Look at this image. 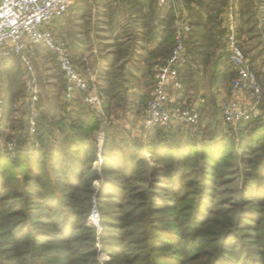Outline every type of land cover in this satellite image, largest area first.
Returning <instances> with one entry per match:
<instances>
[{"label": "trees", "instance_id": "obj_1", "mask_svg": "<svg viewBox=\"0 0 264 264\" xmlns=\"http://www.w3.org/2000/svg\"><path fill=\"white\" fill-rule=\"evenodd\" d=\"M122 83L111 81L104 90L106 109L122 95ZM41 119L38 126L42 134L36 138L42 147L35 153L21 151L14 158L3 156L0 151V264H39L40 240L46 235L33 231L29 227L32 221L37 224H41L40 220L46 221L65 239L63 242L75 244L76 232L87 227L94 204L103 206V224H116L118 231L110 233L115 243H108L114 254L129 252L121 241L139 236L138 244H144L145 237L149 239L143 247L146 249L143 260L146 259L147 264L156 259L171 260L170 245L181 243L173 237L172 224L178 223L180 217L170 213L161 215L156 202L165 204L169 197H164L160 190L174 196L175 202L190 192L196 195L190 220L197 233L201 228L199 222L202 220L205 224L209 218L210 212L207 215L203 209L207 200L209 210L220 206L219 196L226 193L220 189L236 186L237 182L239 201H231V212L243 216V222L236 221L234 225L245 233L240 239L246 235L242 245L233 247L234 233L228 226L224 230L226 238L212 242L215 251H197L196 254V251H175L171 256L180 257H176L173 264H264V117L240 123L232 131L221 123L208 122L207 131L211 134L207 139L200 138L199 146L193 143L190 133L186 134L184 142H178L174 133L156 130L148 143V154L155 162L153 166L138 153L134 144L125 145L126 141H122L123 145L115 150L105 151V143L101 175L94 168L98 160L94 134L100 121L93 113L82 112L78 117L70 114L49 123H42ZM4 126L5 119L3 129ZM54 126L65 132L63 146L48 148L47 139L55 138ZM21 127L22 132L31 137L29 120L23 121ZM124 147L129 154L124 153ZM99 180L100 188L94 189V183ZM191 186L194 189H189ZM228 192L233 195V191ZM34 204H42L44 209H35ZM36 233L43 235L36 237ZM84 233L93 234L88 228ZM195 236H191L192 240ZM163 237L173 242L163 241ZM26 240L28 247L20 250L19 244ZM224 242L228 247H223ZM247 242L253 247L247 248ZM181 246L192 248L185 241Z\"/></svg>", "mask_w": 264, "mask_h": 264}, {"label": "rangeland", "instance_id": "obj_2", "mask_svg": "<svg viewBox=\"0 0 264 264\" xmlns=\"http://www.w3.org/2000/svg\"><path fill=\"white\" fill-rule=\"evenodd\" d=\"M188 2V4L194 7V9L199 8L200 11H204V13L210 14L212 20L215 21V19H217V17L222 13L223 5L225 4L226 0H188ZM256 5L257 11L258 9H260L261 14H264V0H248V2H246V7L248 11L250 10L251 14L255 16V19H259L258 22L255 19H253L252 22L242 21V24L245 25L247 29L250 28L252 25L256 24L255 27H253L256 28L253 33L254 37L258 38H253L254 40L250 42V47L246 46V51L250 53V56H257L255 59L256 63L253 68L258 73L260 80L264 84V16H262L260 13H255V11H253ZM85 7L86 12L88 13L85 12V18L82 20L81 23L87 24L86 26H88L89 24L97 26V23H100V21H97V15L100 9H97L96 7H91L90 5H87ZM239 7L241 8L240 5ZM74 9L75 6L72 7L70 16L68 18L62 21H57L52 25L53 31L60 38L68 42V44L70 43V45H72L76 41V37H78L76 25L80 20L79 17L73 15ZM194 9L191 10L192 13L197 10ZM250 36L252 35H247L248 38H250ZM83 41L88 42L89 45L93 43V40L88 39L86 34L83 35ZM107 42L110 41L106 40V43ZM261 43L263 44L262 50L259 51L260 48L258 47V45H260ZM261 54L262 56H260ZM29 56L33 63L35 75L37 77L38 84L41 90L39 96V109L42 115V123H48V121L55 122L58 119L63 118V116L66 117L68 111H74L69 110L68 107H80V109H82L83 107L85 108V106L80 101L81 99L79 95H76L73 101L71 102L65 100L64 78L61 74V70L53 53H51L45 47L39 45L30 49ZM26 76L27 71L23 67L19 59H12L10 61H3L0 63V86L2 94L1 96L4 99L5 103V126L2 133H0V151H2L3 156H10V154L5 149L7 144L10 142H14L17 145V152L14 158H16V156L19 155L21 151L33 154L36 150L42 147L38 138L28 137L27 135H25L24 132H22L23 130L21 126L23 125V121H27L30 116L29 97L25 88ZM111 81L112 80L109 79L107 81H102L104 90L106 89L105 87H107ZM131 81V83H133L132 87L135 89H141L142 86L149 85V83L151 82V80ZM91 82L96 83L95 81ZM122 82V95L117 98L116 102H114V104H112L109 109L105 108L109 117V123L106 126V130L109 131H105V134L107 133L108 137L106 141L103 142V135H101V138L99 136V142L97 141V146L103 147L106 143L105 151H113L120 144L123 145L122 141H126L125 145L127 143L131 145L134 144L138 153L149 162V165L153 166L155 165V162L148 154V143L151 141V138L154 137V132L145 130L142 125L140 126V122L138 121L139 110L141 106L148 101L146 100L144 102L145 95H147V93H144V97L142 96L144 100H140V98L142 97L138 98L139 96L130 95L128 94V92L126 94L128 84L126 83V81ZM150 91L152 92V88ZM104 101L105 105L107 102V98L104 97ZM136 102H138V104H136ZM74 113L76 114L75 111ZM75 114L74 116H79V114ZM261 117H264L263 111ZM51 118L54 119L51 120ZM208 122H213L214 124L221 123V125H223V127H225L226 129H229V131L235 130V127L226 125L223 122L219 107H217V105H214L213 114L209 115L208 118L207 116H202L200 128H176L170 129L168 131H161H163L164 133H174L173 135L175 136V139L178 140V142H184L186 140V134L190 133L193 143L199 146L202 142L200 138L207 139V137L211 134V131H207ZM100 127H102L101 124L99 125V128ZM58 128L59 126H56L54 130L57 137L55 136V138L53 137L51 140L47 139L48 148H51L52 145H55L56 147L63 146L62 142L65 138V132H62ZM98 130L99 129H97L94 134L95 139L98 137ZM124 149H126L124 153L129 154V152L127 153V147H124ZM43 152L46 151L43 150ZM99 154L102 157V151L99 152L98 148V155ZM98 160L97 162H95L94 168H96V170L99 171L101 175V164L103 162L100 163ZM236 166L239 168L241 167L239 164H236ZM12 169V167L9 168L10 171H12ZM100 185V180L96 181L93 185V188L99 189ZM189 189L192 190L194 189V187L191 186ZM230 190L233 191V195L228 192ZM160 191L162 192L164 197H169L165 204H162L161 202H156V207L160 208L159 211L160 213H162L161 215H166L170 213L171 215L180 217V221L175 225L172 224V226L175 227V231H173V237L181 240V243L174 242L172 245H170L171 254L175 251H196L194 254H196L197 251H215L216 248L212 244V242L220 240L223 236L224 237L222 238V240L225 239L227 236L225 233L227 231L224 230L228 226L229 228L233 229L232 232L234 233L233 240L235 244L233 245V247L235 248L236 245H242L243 238H245L246 235H244L243 238L240 239V235H243L245 233L244 231H238L237 227L234 228V225L236 221H240L242 223L243 216H235L231 212L233 209L231 201H239V182L236 183V186L231 185L226 186L225 189H220V191H226L225 194L219 196V199H222L221 202L218 203V205L220 206H214L212 210H209L210 205L209 200H207V204L204 206L203 209L204 213H207V215L210 212L209 218L205 222V224L201 222L202 220L199 222L198 225H201V228H196L198 230L197 233L193 231L194 229L191 225L190 220L194 214V212H192L193 208L191 207L194 204L196 195H193V193L190 192V194L186 195L184 199L177 200V202H175L173 201L175 199L174 196L170 195V193H164V191L162 190ZM225 201L226 203H223ZM33 207L35 209H44V206L42 204H39L38 206L34 204ZM102 207L103 206H98L97 204H94L92 213L88 219L87 227H84L83 229L76 232L78 234L76 239L77 242L72 245L63 242V240L65 239L62 238L56 232V229L51 224L47 223L46 221L44 222L43 220H40L42 221L41 224H37L35 221H32L30 223L31 226L29 225V227L37 233H45L46 235L44 236L45 238H42L40 240L41 258L39 264H147L148 262H145L146 259L143 260V250H146L143 247H146V245L149 243V239L145 240L146 237L143 238L144 244L140 243L141 246L140 244H138L139 241L136 240L141 239L139 236L133 239L130 238L121 241L123 246L129 249V252H127L126 254H124V251H116L114 254L110 250V246L108 243H115L112 242L115 240H113L110 233L113 234L117 232L118 229L115 227L116 224L105 225L102 223ZM87 228L92 231V236H90V234L88 235L84 233L85 229ZM37 233L36 237L37 235H43ZM194 234H196V236L194 240H192L191 236ZM92 239H94V241ZM162 240L173 242V239L169 240L167 237H163ZM183 241L190 243L192 248L189 249V247H182L181 245L183 244ZM26 242L29 241L26 240L25 242H23V244H19L20 250H22L24 247H28L26 246ZM116 243L118 244V242ZM246 246L247 248L253 247V244L251 242H247ZM15 247L16 245L14 246V248ZM223 247H228V244L224 242ZM90 248H93V251H89ZM120 249H122L121 244ZM6 253L9 254L8 251H6ZM118 253L120 255H118ZM116 254L117 256H114ZM171 254L168 255L169 257H171V260L159 261L156 259L150 262L151 264H173L176 262V257H180V255L177 254V256H171ZM189 264L193 263L190 262Z\"/></svg>", "mask_w": 264, "mask_h": 264}, {"label": "crops", "instance_id": "obj_3", "mask_svg": "<svg viewBox=\"0 0 264 264\" xmlns=\"http://www.w3.org/2000/svg\"><path fill=\"white\" fill-rule=\"evenodd\" d=\"M246 2L248 0H236V2L226 0L222 13L214 21L210 14L200 11L199 8L194 9L188 4V0L184 2L168 0L165 4H160L159 0H75L73 15L79 17L80 20L76 25L78 37L72 45L69 43L73 60L86 79L96 85L105 98L102 81L109 79L126 81L128 84L126 94L128 92L140 98L147 93L145 100L143 97L140 98L145 102L151 96L150 90L155 73L167 62L173 49L172 23L179 15L192 25L187 43L190 63L184 69V92L186 96L192 98L204 97L206 99L203 116L208 118L213 114L214 105L220 109L224 102L238 97V93L234 92L231 87L235 71L229 62L226 41L233 20L245 54L253 67L256 63L257 56H250V53L246 51V46L250 47L253 38H258L254 37L253 33L256 29L253 27L256 24L248 29L242 24V21L252 22L255 19L250 10L248 11ZM87 5L100 9L97 15V21L100 23H97V26L89 23L86 26L87 24L81 23L85 18V6ZM192 9L197 10L192 13ZM253 11L261 14L260 9L257 11V5ZM261 15L264 16V14ZM258 19L255 20L258 22ZM84 34L88 39L93 40L92 44L89 45L88 42L83 41ZM247 35L252 36L248 38ZM106 40L110 42L106 43ZM262 45V43L258 45L260 50H255L261 51ZM131 80H151V82L149 85L142 86L141 89H135L132 87ZM80 99L85 108L68 107V109L74 110L79 115L82 112L90 113L83 99L81 97ZM65 100L68 101L66 97ZM116 100L117 98L112 101L111 105ZM74 111H68L66 117L70 114L74 115ZM40 119L41 111L39 122ZM138 121L140 122L139 117ZM233 127L236 129L237 125ZM53 129L55 130V126ZM101 130L102 127L97 131L99 133L97 141L102 135ZM55 136L57 137L56 134ZM107 137L108 134L104 133L103 142Z\"/></svg>", "mask_w": 264, "mask_h": 264}, {"label": "built area", "instance_id": "obj_4", "mask_svg": "<svg viewBox=\"0 0 264 264\" xmlns=\"http://www.w3.org/2000/svg\"><path fill=\"white\" fill-rule=\"evenodd\" d=\"M167 1L159 0L160 4ZM74 3L75 0H0V63L19 59L27 71L25 88L30 104L28 133L32 138L42 134L38 126L41 90L29 56L30 49L39 45L55 56L65 79L66 99L71 101L77 94L80 95L89 111L100 121L103 137L109 123L101 90L81 73L68 42L52 29L53 23L70 16ZM236 28L233 20L226 41L229 62L235 71L231 87L238 97L220 106L223 121L230 126L261 117L264 103V84L245 54ZM191 31L189 21L179 15L174 19L173 49L167 62L154 75L151 97L139 110L141 125L147 131L200 128L207 101L204 97L186 96L184 92V69L190 63L187 43ZM1 95L0 86V133L5 119V103ZM6 150L14 157L16 143H8ZM101 151L102 147H99ZM98 156V161L102 163V157Z\"/></svg>", "mask_w": 264, "mask_h": 264}]
</instances>
